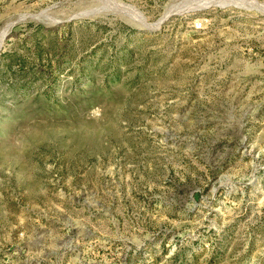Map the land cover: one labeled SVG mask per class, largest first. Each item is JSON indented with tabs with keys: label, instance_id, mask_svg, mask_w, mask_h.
I'll return each mask as SVG.
<instances>
[{
	"label": "rangeland",
	"instance_id": "1",
	"mask_svg": "<svg viewBox=\"0 0 264 264\" xmlns=\"http://www.w3.org/2000/svg\"><path fill=\"white\" fill-rule=\"evenodd\" d=\"M6 31L0 264H264V0H0Z\"/></svg>",
	"mask_w": 264,
	"mask_h": 264
},
{
	"label": "water",
	"instance_id": "2",
	"mask_svg": "<svg viewBox=\"0 0 264 264\" xmlns=\"http://www.w3.org/2000/svg\"><path fill=\"white\" fill-rule=\"evenodd\" d=\"M7 33H8V31H6V33L4 34V36L2 38V41L0 42V48H1L2 44H3V42H4V38L6 37Z\"/></svg>",
	"mask_w": 264,
	"mask_h": 264
},
{
	"label": "trees",
	"instance_id": "3",
	"mask_svg": "<svg viewBox=\"0 0 264 264\" xmlns=\"http://www.w3.org/2000/svg\"><path fill=\"white\" fill-rule=\"evenodd\" d=\"M24 61H25V60L23 59V57H20V58H19V63H20V64H23Z\"/></svg>",
	"mask_w": 264,
	"mask_h": 264
}]
</instances>
